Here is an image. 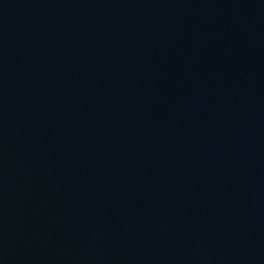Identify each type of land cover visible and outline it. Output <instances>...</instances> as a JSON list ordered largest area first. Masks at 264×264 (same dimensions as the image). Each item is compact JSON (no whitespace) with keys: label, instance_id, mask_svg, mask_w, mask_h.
I'll list each match as a JSON object with an SVG mask.
<instances>
[{"label":"water","instance_id":"water-1","mask_svg":"<svg viewBox=\"0 0 264 264\" xmlns=\"http://www.w3.org/2000/svg\"><path fill=\"white\" fill-rule=\"evenodd\" d=\"M0 264H264V0H0Z\"/></svg>","mask_w":264,"mask_h":264}]
</instances>
